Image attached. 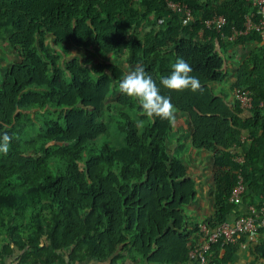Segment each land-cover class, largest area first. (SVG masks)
Masks as SVG:
<instances>
[{"label": "trees", "instance_id": "16d2710c", "mask_svg": "<svg viewBox=\"0 0 264 264\" xmlns=\"http://www.w3.org/2000/svg\"><path fill=\"white\" fill-rule=\"evenodd\" d=\"M215 15L226 18L222 32L206 25ZM248 18L261 20L250 0H0V49L17 54L0 87V140L5 132L13 137L7 155L0 153V264H191L203 224L212 231L250 206L259 211L264 40L255 30L229 39ZM248 44L235 66L234 98L217 93L213 84L231 73L232 49ZM89 47L142 63L171 97L175 121L185 115L190 142L175 122L147 117L119 91L122 66L64 57ZM178 58L191 65L201 91L160 85ZM236 88L248 91L252 108ZM113 132L125 135L123 145L98 141ZM194 151L212 158V212L202 222L186 213L198 196L187 168ZM240 177L245 212L231 200ZM256 224L253 233L213 244L209 264H233L242 247L264 263V224Z\"/></svg>", "mask_w": 264, "mask_h": 264}, {"label": "clouds", "instance_id": "9594fccd", "mask_svg": "<svg viewBox=\"0 0 264 264\" xmlns=\"http://www.w3.org/2000/svg\"><path fill=\"white\" fill-rule=\"evenodd\" d=\"M171 68L169 75L160 77V85L164 88L176 91L189 89L193 92L202 90L199 78L191 75L193 68L183 58H178ZM118 88L122 94L138 100L143 114L147 117L175 122V106L171 102V97L161 94L160 87L142 63H137L134 70L122 76ZM140 126L142 122L138 121L137 127ZM12 138L7 132L3 134L0 140V153L7 155Z\"/></svg>", "mask_w": 264, "mask_h": 264}, {"label": "built area", "instance_id": "2783aa9c", "mask_svg": "<svg viewBox=\"0 0 264 264\" xmlns=\"http://www.w3.org/2000/svg\"><path fill=\"white\" fill-rule=\"evenodd\" d=\"M250 1L259 7V13L261 14L260 22L254 24L251 22L250 18H248L244 28L233 29V32L229 35V39L233 40L238 35L246 34L249 31L255 30L260 33L262 39L264 40V0ZM170 6L178 12L185 11V9H183V7L179 4L171 2ZM185 14H187V19L190 20V13L185 11ZM225 24L226 18L223 15H215L206 22L208 27H214L218 32H222V28ZM235 93L244 108L249 109L253 107L252 98L249 96L248 91L236 88ZM245 190H247V185L245 184L244 186L243 180L240 177V182L234 188L231 200L238 204L242 203V197L245 194ZM257 219H260L261 224H264V203L259 211L255 209V206H250L246 215H241L233 221L224 222L215 230L211 231L203 224L202 229L205 231V235L201 243L192 248L190 251V258L192 260L191 264H209V251L211 250L213 244L222 238L228 241H235L236 235L241 232H255L257 229Z\"/></svg>", "mask_w": 264, "mask_h": 264}, {"label": "crops", "instance_id": "0c3cea01", "mask_svg": "<svg viewBox=\"0 0 264 264\" xmlns=\"http://www.w3.org/2000/svg\"><path fill=\"white\" fill-rule=\"evenodd\" d=\"M253 45L248 44L246 48H234L231 51V54L234 55V58L229 59V63H227V69H232L235 72V66H238L241 61L247 56L249 51H251ZM237 57V58H236ZM234 80V78H233ZM232 84V81H231ZM230 97L234 98V88L231 89ZM176 129L180 132L185 131L189 134L184 137L185 143L190 142V133L191 126L188 124V121L183 114H177V119L175 121ZM178 133L175 132V135ZM175 143L173 142L170 148H173ZM193 157L187 162V168L189 173L197 180L198 183V196L195 199L194 203H192L189 207L190 211L187 212L189 215H193L195 220L202 222V220L208 216L212 212V204L211 200L206 195V192L213 185V178L211 172V153L203 152V151H194ZM248 205L245 203L240 204L239 210H243L245 212L247 210ZM125 264H132L130 260H128ZM143 264V263H142ZM233 264H255L253 257L250 255L249 250L246 247H242L241 251L236 255ZM264 264V263H257Z\"/></svg>", "mask_w": 264, "mask_h": 264}, {"label": "rangeland", "instance_id": "374dc122", "mask_svg": "<svg viewBox=\"0 0 264 264\" xmlns=\"http://www.w3.org/2000/svg\"><path fill=\"white\" fill-rule=\"evenodd\" d=\"M70 54L67 53L66 55L64 54V57L72 55L76 57H80L81 59H91V60H97L100 62L104 63H115L119 66H122L126 73L134 70L136 66H130L126 63L125 59H119L115 56H109L101 52L99 49H96L95 47H89L88 49H75L71 48L70 49ZM71 56V57H72ZM17 58V54L12 51V49L5 45L2 49H0V87L2 85V77L6 74L7 68L10 66L12 60ZM237 58V57H236ZM231 73L224 81L222 82H217L213 84V87L215 91L218 92H225L228 95L231 94V89H232V84L231 81H233L234 78V71L230 69ZM109 141L114 145H123L125 143V135H120L117 133L110 134L108 137L105 135L100 136L99 140L100 142L103 141ZM186 151V148H185ZM186 161V160H185ZM245 186V183H243ZM248 190H245V193ZM190 209L189 207L186 208V213L189 212ZM142 264V263H140Z\"/></svg>", "mask_w": 264, "mask_h": 264}]
</instances>
